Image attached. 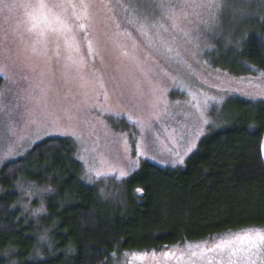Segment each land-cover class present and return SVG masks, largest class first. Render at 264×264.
Instances as JSON below:
<instances>
[{
	"label": "rangeland",
	"instance_id": "1",
	"mask_svg": "<svg viewBox=\"0 0 264 264\" xmlns=\"http://www.w3.org/2000/svg\"><path fill=\"white\" fill-rule=\"evenodd\" d=\"M245 1L257 0H0V169L45 139H68L80 179L104 201L144 162L182 169L204 136L229 125L235 102L264 100L263 71L213 67L240 51ZM57 129L72 134H49ZM12 191L13 208L37 227L30 259L58 254L38 224L52 191L24 179ZM244 233L264 227L113 254L110 263L264 264V250L252 260L211 250Z\"/></svg>",
	"mask_w": 264,
	"mask_h": 264
},
{
	"label": "trees",
	"instance_id": "2",
	"mask_svg": "<svg viewBox=\"0 0 264 264\" xmlns=\"http://www.w3.org/2000/svg\"><path fill=\"white\" fill-rule=\"evenodd\" d=\"M238 6L247 14L240 51H226L213 67L247 75L250 65L264 72V0ZM230 109L234 117L229 125L204 136L182 169L144 162L114 187L118 197L113 201H104L96 187L82 182L81 164L68 139H45L4 164L0 264H113V254L161 250L264 227V100L241 99ZM20 179L52 191L38 224L49 231L59 253L42 261L30 259L37 227L13 208L18 196L12 190Z\"/></svg>",
	"mask_w": 264,
	"mask_h": 264
},
{
	"label": "snow or ice",
	"instance_id": "3",
	"mask_svg": "<svg viewBox=\"0 0 264 264\" xmlns=\"http://www.w3.org/2000/svg\"><path fill=\"white\" fill-rule=\"evenodd\" d=\"M39 7L41 9L47 8L48 6L46 4H40ZM204 123L207 124L208 120L205 119ZM49 134H60V135H71L70 130H55ZM192 148H195V145L191 146ZM191 151V149H189ZM179 164H183L184 160L179 159L177 161ZM121 175H124L122 173ZM137 191H141L140 189H137ZM219 250H227L229 255H235L237 251L244 253V259L246 260H252L253 257H258L261 255L262 250H264V233H244L239 234L236 237H234L232 240L222 241L220 243H217L214 245V247L211 249L212 251ZM254 264V262H253Z\"/></svg>",
	"mask_w": 264,
	"mask_h": 264
}]
</instances>
